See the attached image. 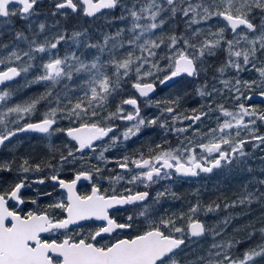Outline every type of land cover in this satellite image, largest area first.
<instances>
[{
	"label": "snow or ice",
	"instance_id": "snow-or-ice-1",
	"mask_svg": "<svg viewBox=\"0 0 264 264\" xmlns=\"http://www.w3.org/2000/svg\"><path fill=\"white\" fill-rule=\"evenodd\" d=\"M38 4L39 0H0V38L11 35L9 43L0 40V147L24 132L48 137L64 132L76 143L74 148L65 146L67 154L61 153L57 164L44 160L32 165L24 159L19 172L44 174L34 181L25 175L9 191L0 192V264H264V227L256 228L249 222L234 229L243 231V236L216 240L236 217L229 213L218 223L206 225L198 214L217 212L220 203L214 200L205 205L197 199L187 212L154 218V205L167 196L176 198L177 194L166 187L149 203V191L128 187L148 188L174 176L197 177L214 170L256 171L249 165L253 154L245 149L251 144L253 149L264 151V133L257 126L258 121L264 125V110L240 101L251 100L250 93L256 90L264 97V0H56L53 15L65 17L69 13L98 17L105 16L106 11L119 10L109 23H126L117 26L115 32L104 33L102 41L94 43L87 39V30L73 31L70 37L60 32L41 40L46 24L41 22L36 30L32 28ZM181 23L183 30L177 31ZM81 37L86 39L82 41ZM69 39L78 49L83 44L84 50L64 55L55 51ZM22 42L26 49L21 48ZM221 51L225 58L215 68L213 82L206 81L196 90L206 102L191 109V114L177 112L179 96L150 99L157 82L164 85L182 75L199 78L201 73H207V61ZM229 72L234 75L229 77ZM243 72H255L256 78L243 79ZM161 73H165L163 78ZM18 77L23 83L14 86ZM128 82L139 97L148 98L146 106L159 109V115H141L140 103L133 96L121 99L114 111L109 110ZM33 85H41L43 91L8 105L18 89ZM226 93L236 101L235 110L217 102L216 98ZM41 106V118L32 122L31 117ZM125 106L132 110L127 111ZM213 116L215 127L202 131L199 125ZM62 121L69 126L61 127ZM116 121L126 122L123 130ZM184 121L189 123L176 126ZM150 127L183 135L184 139L178 136L179 143L174 148H165L167 141L158 143L149 148L147 156L143 151L119 158L105 155ZM242 131L247 135L242 136ZM85 150L92 155L86 158ZM92 159L98 163L92 164ZM260 159L264 162V157ZM77 161L88 163V170L76 172L71 182L62 179L63 166ZM12 163L0 162V172H12ZM108 164H115V168L110 169L113 174L107 179L112 185H125L123 191L113 188L109 195L94 185L90 195L76 193L78 181L101 176ZM259 171L264 173V164ZM46 182L66 189L67 200H55L43 210L24 215L10 210L9 200L25 203L22 189L30 183ZM251 184L260 187L250 190ZM261 187L264 178L253 176L242 185L237 199H225L223 207L247 205L250 210L254 203L264 204ZM126 205L137 207L135 216L144 219L147 229L132 238L97 243L104 234L135 227L134 215L117 222L109 214L110 209ZM56 210L62 215L58 216ZM260 219L264 222V216ZM178 220L184 222L183 226L177 224ZM82 221L103 224L85 235L78 231ZM45 233H59L63 239H45ZM208 235L213 242L202 249L200 241ZM243 244L248 246L236 251Z\"/></svg>",
	"mask_w": 264,
	"mask_h": 264
},
{
	"label": "flooded vegetation",
	"instance_id": "flooded-vegetation-1",
	"mask_svg": "<svg viewBox=\"0 0 264 264\" xmlns=\"http://www.w3.org/2000/svg\"><path fill=\"white\" fill-rule=\"evenodd\" d=\"M56 0H39V4L37 6V12L38 15L34 16L33 19V30H36L37 25L41 22L45 23L47 28L46 32L41 34L40 39L42 40L44 36H47L48 38H52L55 34L60 32H66L68 36H71V33L73 31H84L87 30L88 36L87 39L90 42H97L101 41V33L103 30H105V23L106 18L108 17L109 11H106L105 16H99L98 17H86L82 13H69L68 16H61L59 14L53 15L54 4ZM119 11V10H115ZM112 12V11H111ZM182 24V23H181ZM97 31H99V37L97 36ZM31 35V33H29ZM85 37H81V40H85ZM3 43H9L11 40V35L5 36L3 38H0ZM21 48L26 49L27 45L25 43L20 44ZM84 50L83 44L80 45V48L78 49L76 45L73 43L71 39H69L66 43H62V45L58 48V51L60 55H64L67 52L76 51L79 54V51ZM86 51V54H88V51ZM44 56L45 54H41ZM45 58H47L45 56ZM27 59V58H25ZM209 60H213L210 58ZM166 63L164 61L161 62ZM163 75L165 73H161L160 76L163 78ZM196 78L187 77V76H180L179 78L175 79L174 81L160 85L159 82H157L156 85V92L150 96V99L155 100H161L166 99L165 94L171 89L178 87L180 83L184 82H193ZM23 80L22 78H17L15 82H13V85L16 84H22ZM191 87H194L193 84H190ZM43 91V87L41 85H33L30 88H20L17 90L16 93H22V92H40ZM121 94H127L126 96H123L120 98H128L130 96L136 97L140 103L141 111L144 109L145 100L148 98H141L139 97L138 93L135 92L134 89L131 87V82H128L124 85L123 90ZM119 100V102H120ZM185 98H182L181 105L184 106ZM259 103V102H257ZM264 103V102H262ZM119 104V103H118ZM117 104V105H118ZM116 105V106H117ZM185 107L187 109L195 108L192 105V102H185ZM127 111H131V106H125ZM149 109H157L154 106L148 107ZM147 108V109H148ZM188 114H191L188 113ZM38 119H31L32 122L38 121ZM24 121H21L23 123ZM205 122H208L206 120ZM117 124L121 125V121H116ZM202 125V124H201ZM10 127H14L13 125H9ZM61 127L67 128L69 126L67 121H62L60 124ZM200 126V125H199ZM264 131V130H263ZM146 135H150V138H147L146 140L141 139L144 136H138L134 137L131 140L127 141L126 143H122L116 147H114L111 151L105 153V155L109 158H119L123 154H131L139 151H143L145 153V156L149 153V148L154 147L155 139L151 133H147ZM163 136V135H161ZM160 136V139L163 140V138ZM181 136V135H180ZM165 137V136H164ZM173 138H177L176 136H173ZM75 141H71L69 137L66 136L64 132L56 133L51 137L46 136L45 134L41 133H19L16 137H13L10 142H6V146L0 147V162L2 161H13L12 163V172H0V192L9 191L10 188L17 182L20 181V179L23 178V176L27 175L30 179V181H34L38 176L43 175L44 173H27L24 174L22 172L18 171L19 165L22 163L24 159H28L30 164L35 165L36 163H40L41 161L48 160L53 164H57L59 161L61 153L67 154L66 145L69 147H75ZM99 143V142H97ZM27 147H31L32 150L30 152H27ZM165 148H167V145H164ZM157 151H159L157 149ZM80 153H77V156H80ZM91 153H88L87 150H85L84 156L87 158L88 156H91ZM92 164L98 163L95 159L91 160ZM101 167H104L103 164L100 165ZM89 168L88 163H82L80 161H77L74 164H65L63 166V170L60 172V176L65 181L71 182L72 179L75 178V174L78 171H87ZM115 164H108L107 168H105L104 172L101 174V176H93L92 180H81L78 181L76 184V193L78 195L84 196V195H90L93 186L99 187L101 190V193L107 192V194L111 195L113 188L116 192L123 191V188L125 185L123 184H110L109 180L107 179L108 176L112 175L113 173L110 171V169H114ZM117 171H119L117 169ZM228 174V172H224L221 170H214L213 173L205 174L201 173L197 177H176L174 176L171 180H162L157 184L151 185L148 188H145L143 185H137L132 186L128 185V187H134V191H149L150 193V201L151 198L155 197L156 193L158 191H163L164 188L167 186L171 189L174 188L176 190H179V194H177L176 198H173L171 196H167L165 198H162L160 202L156 205H154L155 211L153 212V217H157L158 215H170L172 213H181L178 212L180 207L179 199H181V193L183 191V187H194V188H203L204 186L211 187L213 185H219L224 184L227 185L229 182L225 178V175L221 174ZM240 174V172H237ZM222 178V182H221ZM231 184V183H230ZM45 192H51V196L44 195ZM176 192V191H175ZM200 195V194H199ZM21 196L25 200L24 204H19L16 201L9 200L8 206L10 210L17 211L19 214L24 215L29 211H40L45 209V207L52 203L55 200H67L68 193L66 190L60 188L58 185H54L52 182H46L43 185H38L35 183H30L29 187H26L21 190ZM32 200H36V203H31ZM199 200L203 203V197L199 198ZM208 203H211L212 201L207 200ZM217 203L221 204V209L232 212L235 210V208H229L225 209L223 207V200L218 198L215 200ZM204 204V203H203ZM137 211V207L133 205H126V206H117L115 208H112L109 210V214L112 215L117 222H125L127 219V216L134 215L135 219V227L133 229L128 230H118L117 232L111 233V234H104L102 237L97 238V243L99 244H106V243H114L117 239H128L134 237L138 233H142L144 230L147 229L148 225L144 221L143 218L136 217L135 213ZM220 211V210H219ZM216 212L217 217L220 212ZM56 214L58 216H61L62 213L60 210H56ZM223 215L221 213L217 218H220ZM210 217V214H205L204 212H201L198 214V218L205 222L206 225H209L208 218ZM103 224L102 221H82L81 227L78 228V231L83 232L85 235H87L90 232L95 231L99 226ZM177 224L180 226H183L184 222L178 220ZM73 229H77L76 225L72 226ZM244 234V232H243ZM45 239H63V236H61L59 233L56 234H43ZM209 237L205 236L201 241L200 245H203L205 239ZM238 250V249H237Z\"/></svg>",
	"mask_w": 264,
	"mask_h": 264
},
{
	"label": "rangeland",
	"instance_id": "rangeland-1",
	"mask_svg": "<svg viewBox=\"0 0 264 264\" xmlns=\"http://www.w3.org/2000/svg\"><path fill=\"white\" fill-rule=\"evenodd\" d=\"M118 15H119V11H112L109 13L107 20H106V23H105V26H104L105 30H103L101 33V41H102L104 33L115 32V29L117 26H123V24L126 23V22H120V21H116L115 23H109V21L112 20L113 16H118ZM167 27L168 26L166 25V29H167ZM176 30L182 31L183 30V24H180L179 28ZM97 32H98L97 33V36H98L99 31H97ZM224 58H225V54L222 51L218 52L215 57H212V59L215 60L213 65H211V60L207 61V64H206V66L208 67L207 73H201L200 77L196 78V80L193 82L180 83V85H178V87L171 88L165 94L166 98L175 97V96L181 97L180 103L182 102V98H185L184 106L180 104V107L177 109V112L184 111L185 114L190 113V110L193 108L187 109L185 107L186 106L185 102H192V105L195 108H199V106L201 104L206 102L204 98L197 95L196 90L202 84H204L206 81L209 84H211L213 82L211 80V77L215 74V68L223 62ZM232 75H234V73H232V72L228 73L229 77ZM240 75L243 79L256 78L255 72H243ZM190 84H193L194 87H191ZM217 87H221V85H219V83H217ZM258 92H259V90H256L254 93H258ZM250 94H252V93H250ZM121 96H122V94L120 93L119 95H117L112 100L111 103L113 105V108H115L116 105L119 103ZM225 97H229V98L226 99ZM225 97H217L216 98L217 102H223L226 108H228L230 110H235L236 101L230 99V94H228V93L225 94ZM12 98H14V96H12ZM12 98H11V100H12ZM25 99H27V98L24 97L23 100H25ZM11 100L8 102L9 106L15 104ZM240 102L245 103L246 105H254L257 109L264 110V103H262V102L257 103V102H253L250 100L245 101L243 99ZM148 107H150V106H146V104H144L145 110L141 111V115L147 116V117L159 115V109L158 108L157 109H149ZM213 107H215V105H213ZM43 111H44V108H43V106H41V108L38 112L42 113ZM245 119L247 120L249 118L246 117ZM125 123L126 122H121L120 130H123ZM187 123H189V122L188 121H184L183 123L178 122L176 126L177 127H183ZM215 125H216V122H215V118L213 116L212 119L208 120V122H205L204 124L200 125L199 127L201 128L202 131H207V127H215ZM257 126L259 127L260 133H264V131H263L264 125H260L259 121H258ZM147 133L154 134L153 135L154 138H152V139H155V144L163 143L164 141H167L168 143H164V145H167V148L168 147H173V148L176 147L177 144L179 143V140L184 139L183 135L180 136V134H174L172 132H166L164 129L159 128V127H150V128H146V129L142 130L140 136H144V137H142L141 139L146 140L147 138H150V135H146ZM161 135H163V136H161ZM246 135H247V133L242 131V136H246ZM160 136L163 138V140L160 139ZM173 136H176V137L179 136V140H178V138H173ZM31 150H32L31 147H27V152H30ZM245 150L247 152L253 154V158L249 160V165L252 166L256 171H254L253 173L242 172V171H233V172H228V174H225V173L221 174V176L225 175L224 179H227V181L229 182V184H227V185L219 184V185H213L211 187L204 186L203 188H194V187L184 186L182 188L183 191H182L181 196H180L181 199H179L181 209L178 212H187L189 207L194 205L196 203L197 199H199L201 197H203V203L205 205L208 204L207 200L214 201V200H217L218 198H220L223 201L226 199L228 202H231V201L237 199V197L240 195V193L242 191V185L247 184L252 179L253 176L264 178V173H261L259 171V168L262 166V164H264V162H262L260 159V157H264V151H261L260 149H253L251 144L246 145ZM199 151L200 150H198V152ZM237 172H240V174ZM221 182H222V178H221ZM256 187H260V186L255 185V184L249 185L250 190H254ZM171 190L173 192L176 191L175 192L176 194L180 193L179 190H176L174 188H172ZM261 191H264V187H261ZM219 212H220V214L223 213V215L220 218H217L220 214L217 217H214V216H216L215 215L216 212L206 213V214H210V217L208 218L209 225H214V224L218 223L225 216L229 215V213H232L236 218L232 221V224L227 228V231L224 233V235L221 237H216V240L227 239L232 235L243 236L244 235L243 231L234 232V229L235 228H242L244 225L248 224L249 222L251 224H253L254 227H256V228L264 227V222H261V219H260L262 216H264V204L254 203L251 205L250 210H249L247 205L238 206L232 212H230V211L226 212L225 210H222L220 208ZM257 239H258V237H257ZM212 242H213V239L209 235V237L207 239H205L204 242L202 243L203 249H207L208 246ZM247 246H248L247 244H243L236 251H242Z\"/></svg>",
	"mask_w": 264,
	"mask_h": 264
},
{
	"label": "trees",
	"instance_id": "trees-1",
	"mask_svg": "<svg viewBox=\"0 0 264 264\" xmlns=\"http://www.w3.org/2000/svg\"><path fill=\"white\" fill-rule=\"evenodd\" d=\"M214 62H215V60H211V65H213ZM35 93H37V92H22V93H16V94L13 95L14 98H12L11 101L14 102V103H18V102L23 101V98H24V97H25V98H28V97L34 95ZM126 95H127V94H122L121 97L126 96ZM121 97H120V98H121ZM109 110H110V111H114V110H115V108H113L112 103H111V105H110ZM38 118H41V113H39V112H37L35 115H33V116L31 117V119H38Z\"/></svg>",
	"mask_w": 264,
	"mask_h": 264
},
{
	"label": "water",
	"instance_id": "water-1",
	"mask_svg": "<svg viewBox=\"0 0 264 264\" xmlns=\"http://www.w3.org/2000/svg\"><path fill=\"white\" fill-rule=\"evenodd\" d=\"M177 78H179V77H176V78H174V79L171 80V81H168L166 84H168V83L174 81V80L177 79ZM155 92H156V89H155V91H154L153 93L150 94V96L153 95ZM250 95H252V99H251L250 101H264V97L260 96L259 93H254V94H250ZM142 98H144V97H142ZM81 180H83V178H82ZM81 180H80V181H81ZM64 190H66V189H64ZM66 191H67V190H66Z\"/></svg>",
	"mask_w": 264,
	"mask_h": 264
}]
</instances>
